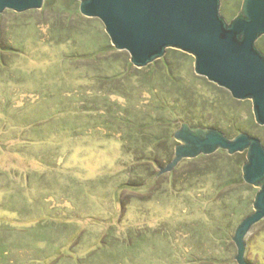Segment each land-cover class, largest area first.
Returning <instances> with one entry per match:
<instances>
[{"label": "rangeland", "instance_id": "rangeland-1", "mask_svg": "<svg viewBox=\"0 0 264 264\" xmlns=\"http://www.w3.org/2000/svg\"><path fill=\"white\" fill-rule=\"evenodd\" d=\"M243 2L221 0L225 21ZM79 5L0 14V264H238L233 237L258 192L243 180L246 153L160 169L183 124L264 146L252 101L179 50L134 67ZM245 259L264 264V220Z\"/></svg>", "mask_w": 264, "mask_h": 264}, {"label": "water", "instance_id": "water-1", "mask_svg": "<svg viewBox=\"0 0 264 264\" xmlns=\"http://www.w3.org/2000/svg\"><path fill=\"white\" fill-rule=\"evenodd\" d=\"M80 14L99 19L112 46L126 51L131 63L145 68L175 49L195 58V73L226 89L239 101L251 100L255 121L264 127V54L256 43L264 37V0H244L231 22L220 14L221 0H76ZM45 0H0V14L42 9ZM175 158L161 174L183 160L246 153L243 180L258 189L254 212L238 226L233 241L238 264L246 259V237L264 220V146L246 133L230 139L214 129L183 124L175 132ZM159 175V176H160Z\"/></svg>", "mask_w": 264, "mask_h": 264}]
</instances>
